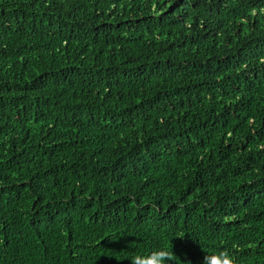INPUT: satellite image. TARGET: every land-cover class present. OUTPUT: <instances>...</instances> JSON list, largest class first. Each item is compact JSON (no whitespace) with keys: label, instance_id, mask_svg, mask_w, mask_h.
<instances>
[{"label":"trees","instance_id":"1","mask_svg":"<svg viewBox=\"0 0 264 264\" xmlns=\"http://www.w3.org/2000/svg\"><path fill=\"white\" fill-rule=\"evenodd\" d=\"M264 264V0H0V264Z\"/></svg>","mask_w":264,"mask_h":264},{"label":"clouds","instance_id":"2","mask_svg":"<svg viewBox=\"0 0 264 264\" xmlns=\"http://www.w3.org/2000/svg\"><path fill=\"white\" fill-rule=\"evenodd\" d=\"M133 264H171V257L166 249H158L148 255L146 259H136ZM207 264H231V259L227 253H220L219 257L215 255L209 257Z\"/></svg>","mask_w":264,"mask_h":264}]
</instances>
